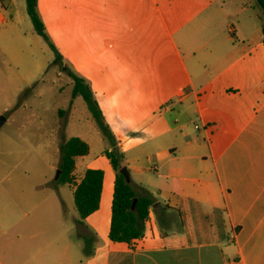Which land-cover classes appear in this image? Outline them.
<instances>
[{
    "label": "crops",
    "instance_id": "crops-1",
    "mask_svg": "<svg viewBox=\"0 0 264 264\" xmlns=\"http://www.w3.org/2000/svg\"><path fill=\"white\" fill-rule=\"evenodd\" d=\"M5 1L16 17L18 0ZM37 5L61 63L89 83L131 184L154 204L142 237L111 241V146L90 158L87 143L71 182H38L23 194L37 203L31 218L1 225L0 264H264V33L255 0ZM0 9V50L17 60L19 24ZM87 169L103 171L102 189L98 209L79 221L73 196ZM78 223L89 236L75 233Z\"/></svg>",
    "mask_w": 264,
    "mask_h": 264
},
{
    "label": "rangeland",
    "instance_id": "rangeland-1",
    "mask_svg": "<svg viewBox=\"0 0 264 264\" xmlns=\"http://www.w3.org/2000/svg\"><path fill=\"white\" fill-rule=\"evenodd\" d=\"M0 2L11 15V18L7 17L8 22H18V32L22 35L19 43L24 47L21 53H17V60L10 52L0 50L1 230V225L7 226L20 217L24 220L32 217L31 211L37 201L32 198L24 200L22 196L28 189L32 192L33 185L38 182L46 187L58 185L56 172L65 140L71 136L84 140L91 147L87 156L90 158L101 154L110 143L97 127L82 98L72 96L66 67L62 63H52L54 53L34 32L25 0L16 2V17L7 1ZM3 27L0 26L1 46L6 45ZM98 133L108 142L99 141ZM47 180L50 183L46 184ZM63 196L67 204L63 218L71 221L73 200L67 192ZM74 231L76 233V227Z\"/></svg>",
    "mask_w": 264,
    "mask_h": 264
},
{
    "label": "trees",
    "instance_id": "trees-1",
    "mask_svg": "<svg viewBox=\"0 0 264 264\" xmlns=\"http://www.w3.org/2000/svg\"><path fill=\"white\" fill-rule=\"evenodd\" d=\"M255 2L259 11L258 17L261 21L262 33H264V0H255ZM25 9L34 32L47 43L54 53L53 63H61L62 57L53 45L39 14L37 0H25ZM68 75L73 83L72 96L82 98L97 127L111 146V150L105 152L115 172L109 238L113 242L130 243L142 237L149 209L153 206L154 199L148 194L138 195L131 182L127 183L119 173V170L125 166L123 155L116 146V142L103 118L89 83L83 77L70 70H68ZM88 151V144L79 137H70L64 141L61 146V159L58 165L60 175L57 179V184H65L72 181L71 176L75 169V159L87 155ZM102 181V170L87 169L82 179L75 186L73 197L79 221L98 209ZM134 200L136 202L133 206ZM85 239L88 240L87 238ZM85 254L89 255L88 247L86 246Z\"/></svg>",
    "mask_w": 264,
    "mask_h": 264
},
{
    "label": "water",
    "instance_id": "water-1",
    "mask_svg": "<svg viewBox=\"0 0 264 264\" xmlns=\"http://www.w3.org/2000/svg\"><path fill=\"white\" fill-rule=\"evenodd\" d=\"M1 120H0V126H1ZM119 173L124 177V180L127 182V183H130V174H129V171L127 169L126 166H123L120 170H119ZM60 175V170L58 169L57 172H56V179H58ZM135 200L133 202V206L135 204ZM76 229L77 231L81 234V235H84V236H89V232L87 231V229L83 226V224L81 223H78L76 225Z\"/></svg>",
    "mask_w": 264,
    "mask_h": 264
}]
</instances>
